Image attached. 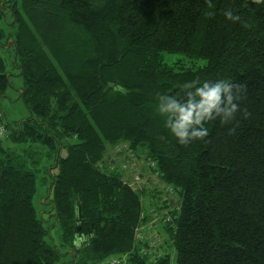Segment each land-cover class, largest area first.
Segmentation results:
<instances>
[{
	"label": "trees",
	"instance_id": "trees-1",
	"mask_svg": "<svg viewBox=\"0 0 264 264\" xmlns=\"http://www.w3.org/2000/svg\"><path fill=\"white\" fill-rule=\"evenodd\" d=\"M5 4L0 96L13 90L28 116L2 121L0 264H57L63 253L77 264L122 254L147 264L132 248L145 192L98 168L123 144L129 153L144 150L156 177L178 190L179 207L165 214L169 252L162 248L155 264H264V5ZM227 8L242 22L227 21ZM218 79L242 86L240 111L228 124L208 122L203 140L180 145L155 112L157 95ZM38 178L47 185L44 210L33 205Z\"/></svg>",
	"mask_w": 264,
	"mask_h": 264
},
{
	"label": "rangeland",
	"instance_id": "rangeland-1",
	"mask_svg": "<svg viewBox=\"0 0 264 264\" xmlns=\"http://www.w3.org/2000/svg\"><path fill=\"white\" fill-rule=\"evenodd\" d=\"M8 0H0V30H6V18L9 19V13L6 10V15L4 14L3 5H6L5 2ZM5 58V56H4ZM10 61L6 58V64L8 65V70L12 72L9 65ZM11 81L14 85H17V79L12 78ZM15 92L11 89H7L4 97L1 99V107L3 114L5 116V121L7 123H11L14 121H18L23 119L25 116H28L27 112L23 108V106L18 101H14ZM118 147H121V150H108L107 154L104 155L105 164L103 162L98 163V168L101 171H105L104 168H108L110 170H117L120 173V179L123 184H126L130 189L134 191L142 190L143 193V203L146 209L144 213H141L139 223L136 225L133 231L132 237V248L134 250H138L139 246H137L140 241L146 243H153L154 241L161 240V245L163 250L168 251V240L166 239L167 235L164 233L165 224L162 218L165 217L163 214H168V211L175 210L179 207L178 200V190L174 189L172 186H168L162 183L158 177H156V173L154 172L153 163L147 162L145 157V151L142 149L137 150L136 152L129 153L127 151L128 145L123 144ZM152 170L155 174L152 173ZM39 183L37 184L36 195L33 200V205L36 210H44L43 207L40 206L45 203L42 200L45 197L47 185L41 183L40 178L37 180ZM159 190H164L166 194V198H171L169 202L163 200L160 195H155L153 193L159 192ZM138 192V191H137ZM169 194H168V193ZM145 196V197H144ZM160 203L155 205L156 203ZM166 204V208H163V205ZM161 209V210H160ZM38 212V211H37ZM151 225V229L148 225ZM165 244L167 245L165 248ZM64 252V250H61ZM111 258H117L121 261L125 258V255H113L105 258L104 260H108ZM157 262V261H156ZM57 264H77L71 253H63V256L60 257ZM173 264V262H172Z\"/></svg>",
	"mask_w": 264,
	"mask_h": 264
},
{
	"label": "clouds",
	"instance_id": "clouds-1",
	"mask_svg": "<svg viewBox=\"0 0 264 264\" xmlns=\"http://www.w3.org/2000/svg\"><path fill=\"white\" fill-rule=\"evenodd\" d=\"M207 2L211 6L213 0ZM252 2L264 5V0ZM223 16L234 24L242 22V16L232 8L223 10ZM241 88L229 79L188 81L179 91L158 94L155 112L169 134L187 146L208 137V122L228 124L235 119L240 111Z\"/></svg>",
	"mask_w": 264,
	"mask_h": 264
},
{
	"label": "built area",
	"instance_id": "built-area-1",
	"mask_svg": "<svg viewBox=\"0 0 264 264\" xmlns=\"http://www.w3.org/2000/svg\"><path fill=\"white\" fill-rule=\"evenodd\" d=\"M4 138H5V129H4V125L1 120V113H0V140H3ZM168 199L169 201L171 200V198H168ZM162 220L165 224L166 222L169 221V218L167 219V217H164L162 218ZM148 227L151 229L150 224L148 225ZM137 246H139L138 248L139 254L142 257L147 258L150 264H155L156 261L160 260L164 256L160 239H158V241H154L153 243H146V242L140 241V243ZM129 259L130 258L127 256H125V258L122 259L123 261L117 258H111V259L105 260L97 264H131Z\"/></svg>",
	"mask_w": 264,
	"mask_h": 264
},
{
	"label": "bare ground",
	"instance_id": "bare-ground-1",
	"mask_svg": "<svg viewBox=\"0 0 264 264\" xmlns=\"http://www.w3.org/2000/svg\"><path fill=\"white\" fill-rule=\"evenodd\" d=\"M1 96H0V113H1V120L2 121H5V116H4V114H2V112H1V109H2V107H1ZM134 255L136 256V258L137 257H140L141 258V260H144L147 264H150L149 263V261H148V259L147 258H145V257H142L140 254H139V250H136V252L134 253ZM130 259H132V256L131 257H129ZM129 259V260H130ZM132 262V261H131ZM130 262V263H131ZM132 264V263H131ZM134 264V263H133Z\"/></svg>",
	"mask_w": 264,
	"mask_h": 264
}]
</instances>
